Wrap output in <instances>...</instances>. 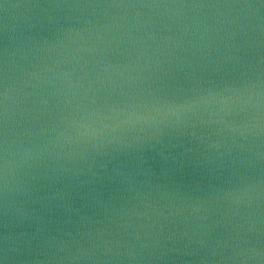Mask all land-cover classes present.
Segmentation results:
<instances>
[{
  "label": "water",
  "instance_id": "water-1",
  "mask_svg": "<svg viewBox=\"0 0 264 264\" xmlns=\"http://www.w3.org/2000/svg\"><path fill=\"white\" fill-rule=\"evenodd\" d=\"M0 264H264V0H0Z\"/></svg>",
  "mask_w": 264,
  "mask_h": 264
}]
</instances>
